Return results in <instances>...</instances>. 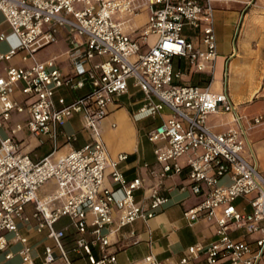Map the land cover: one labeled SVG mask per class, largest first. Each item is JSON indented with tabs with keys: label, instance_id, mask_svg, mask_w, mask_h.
<instances>
[{
	"label": "built area",
	"instance_id": "built-area-1",
	"mask_svg": "<svg viewBox=\"0 0 264 264\" xmlns=\"http://www.w3.org/2000/svg\"><path fill=\"white\" fill-rule=\"evenodd\" d=\"M142 10L147 11L144 26L125 32V22ZM213 10L212 0H0V13L18 40L0 51V61L19 55L24 63L9 65L0 75V128L13 113L24 114L13 129L26 128L39 145H51L47 155L34 160L13 129L0 134V254L5 259L16 254L20 264H35L33 246L21 232L24 225L49 241L40 264H119L117 253L139 241L131 225L153 218L169 201L160 182L184 169L188 183L181 189L201 199L183 217L189 223H213L215 239L190 245L178 262L162 263L149 254L125 264H188L200 254L202 264H258L264 259V177L256 161L245 155L247 130L264 124V112L248 119L226 88H210L217 56ZM61 28L69 37L66 55L72 72L67 73L55 56L39 60L35 55L57 40ZM185 28L197 33L203 47L184 34ZM6 37L0 32V41ZM175 57L190 71L207 74L208 82H181ZM130 80L143 95L139 111L158 119L146 132L157 167L144 164L155 181L143 203L134 193L145 178L128 179L119 167L127 154L110 158L101 136L108 107L127 92ZM58 89L71 99L57 95ZM227 112L237 128L214 132L206 124L208 115ZM74 114H80L81 131L89 134L78 148L72 147L76 132L64 129ZM61 146L69 151L54 156ZM107 168L111 187L104 185ZM48 181L55 188L40 196ZM113 187L122 192L120 198ZM247 197L249 209L239 210L236 200ZM28 204L31 215L25 213ZM238 229L258 234L254 246L231 236ZM12 243L20 244L16 253L9 250Z\"/></svg>",
	"mask_w": 264,
	"mask_h": 264
},
{
	"label": "crops",
	"instance_id": "crops-1",
	"mask_svg": "<svg viewBox=\"0 0 264 264\" xmlns=\"http://www.w3.org/2000/svg\"><path fill=\"white\" fill-rule=\"evenodd\" d=\"M212 5L214 8V30L216 29V20L222 21L224 29L231 37V42L229 48L226 49L222 45V41L218 40L215 31L217 56L210 88L215 92H220L226 88L231 100L237 106L238 112L249 119L258 113L264 112V0H212ZM146 18L147 11L142 10L138 16L125 22L123 25L124 31L127 33L137 32L144 26ZM0 32L4 31L0 29ZM4 33L7 36V33ZM184 34L190 36L193 42L203 47L197 39L196 32L192 33L185 28ZM149 39L152 43L154 35H150ZM60 40L64 43V48L49 57H56V63L63 72H72L66 55V50L69 48V37L63 28L59 29L57 40L54 43ZM4 41H0V51L4 52L10 47H14L5 46ZM23 64L19 55L12 57L9 61H0V75L5 74V68L9 65ZM173 64L175 69H180L183 72L181 79L183 83L203 85L206 83L205 78L209 79V76L205 73L190 71L184 60L182 62L175 60ZM228 83H230V86H228ZM85 91L86 89L79 90L77 94H82ZM56 94L63 95L67 100L71 99L70 93L64 89H58ZM20 96L18 92L14 93L16 98H21ZM142 96V92L133 86L132 80H130L127 92L117 97L114 103L108 107V113L101 122V136L109 157L115 158L119 153H126L127 159L119 165L121 171L128 179L136 176L145 178L144 186L134 193L136 201L140 203L144 202L147 187L155 181L148 176L144 164L147 163L150 166L157 167L153 153L154 144L147 140L146 132L158 122V119H153L147 113L139 111ZM76 115L74 114L64 126L65 129L69 125V130H65L77 134V139L72 144L74 148L82 146L89 140V134L81 131L80 116L78 117L80 128L70 125ZM24 119V114L13 113L6 127L0 128V134L3 136V132L5 134L10 132L16 122H23ZM241 123L244 127L247 126L245 119ZM206 124L214 132H223L228 128L239 126L237 122L233 121L230 112L208 115ZM255 128L247 130L250 131V135L246 133L245 155L256 161L257 168L264 177V126ZM13 133L19 139H23V151L27 152L34 160L47 155L51 151L49 141L39 145L26 128L20 131L13 129ZM44 144L48 145V149L38 155L35 152L36 149ZM253 146H255L257 153L253 150ZM62 147L65 151L59 154ZM68 151L69 147L61 146L54 156L65 154ZM109 172L110 169L107 168L104 185L111 187ZM187 183L186 169L182 174L173 175L160 182L161 192L168 196L169 201L153 218L146 222L137 220L131 225V228L138 234L139 241L117 253L119 264L141 262L149 254L162 263L178 262L190 245L199 242L208 243L215 239L213 223L205 219L189 223L183 217V211L194 206L201 199V195L193 194L187 189H181L182 185L185 186ZM54 188V182L48 181L40 188L39 194L44 196ZM113 189L114 196L120 198L122 192L116 187H113ZM235 205L239 210H248V197L237 199ZM32 211L33 206L31 204L26 205L25 213L31 215ZM65 222L66 219H63L56 226L59 227ZM21 232L28 237L29 243L33 246L34 263L40 264L44 245L49 241L43 233H36L24 225H21ZM231 236L245 239L253 245L258 234H249L243 229H238L231 232ZM19 247V243H12L9 250L16 253ZM203 262L204 254H200L197 259L190 261L188 264H202ZM78 263L79 261H76V264ZM0 264H20V258L14 254L12 258L5 259L4 254L1 253ZM258 264H264V259H261Z\"/></svg>",
	"mask_w": 264,
	"mask_h": 264
},
{
	"label": "rangeland",
	"instance_id": "rangeland-1",
	"mask_svg": "<svg viewBox=\"0 0 264 264\" xmlns=\"http://www.w3.org/2000/svg\"><path fill=\"white\" fill-rule=\"evenodd\" d=\"M215 31H216V34H217V37H218V40L219 41H222V45H224V47L226 49L229 48V45H230V39L231 37L228 35V32L226 29H224V26L222 25V21L220 20H216V23H215ZM0 29H2L4 32L7 33V37H6V40L3 42V44L5 46H16L18 44V40H17V37L15 34H13L11 31H10V28L8 26V24L5 22L4 18H3V15L0 13ZM64 48V43L62 42V40H60L59 42H51L41 48H39L36 52H35V55L37 57V59L39 60H42V59H45L49 56H51L53 53H56V52H59L60 50H62ZM175 60H180V62H182L183 60L182 59H178L177 57H175L173 59V61L175 62ZM181 67H182V63H181ZM205 81L208 82V78H205ZM228 86H230V83H228ZM80 116V114H77L76 117L72 120L71 124L70 125H74V126H77L80 128V125H79V121H78V117ZM156 122V121H155ZM261 126H264V124H261L259 126H256V128L258 127H261ZM255 128V129H256ZM65 129L69 130V125H67L65 127ZM247 133L249 134L250 131H247ZM250 135V134H249ZM3 136H5V133L3 132ZM48 149V145L44 144L42 146H39L37 149H36V153L38 155H40L41 153L45 152L46 150ZM253 150L255 151V153H257L256 151V148L255 146H253ZM65 151V149L62 147L60 150H59V154L63 153ZM259 158V157H258Z\"/></svg>",
	"mask_w": 264,
	"mask_h": 264
}]
</instances>
